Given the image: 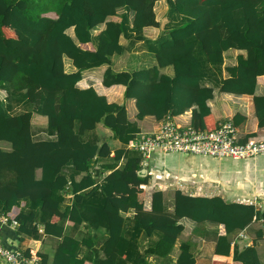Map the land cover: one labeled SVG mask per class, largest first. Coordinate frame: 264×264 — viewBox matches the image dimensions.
I'll return each instance as SVG.
<instances>
[{
  "label": "trees",
  "instance_id": "16d2710c",
  "mask_svg": "<svg viewBox=\"0 0 264 264\" xmlns=\"http://www.w3.org/2000/svg\"><path fill=\"white\" fill-rule=\"evenodd\" d=\"M155 1L0 0V90L6 94L0 98V142L8 145L0 147V214L16 223L18 237L57 239L50 261L41 256L42 264H149V256L169 264L183 217L215 225L210 264H261L255 245L263 234L264 207L175 189L168 209L162 191L146 189L148 174H138L140 156L124 147L138 128L123 104L108 102L91 86H76L83 70L105 65L101 84L123 86L137 119L162 121L189 110V125L209 131L217 122L207 105L212 87L202 81L219 73L225 50L240 49L245 56H236L225 67L227 77L215 82L220 92L251 95L256 125L264 126V88L254 95L257 78L264 76V0H164L167 22L149 40L143 29L158 27ZM137 41L154 63L112 70L110 57ZM63 57L74 71L64 70ZM164 67L172 74L161 72ZM32 113L45 116L47 138L33 139ZM239 117L234 114L232 123ZM96 123L122 147L111 151L105 142L83 140ZM247 139L264 135L247 133L239 142ZM252 223L261 226L255 237L233 238ZM67 227L86 234L75 237ZM140 237L147 239L142 247ZM172 264H194L188 241H180Z\"/></svg>",
  "mask_w": 264,
  "mask_h": 264
},
{
  "label": "crops",
  "instance_id": "0c3cea01",
  "mask_svg": "<svg viewBox=\"0 0 264 264\" xmlns=\"http://www.w3.org/2000/svg\"><path fill=\"white\" fill-rule=\"evenodd\" d=\"M155 7L159 8L161 12L160 16H156ZM166 9L167 6L164 0H157L154 2L153 12L155 20L158 22V27H146L143 29V35L149 40L155 39L164 30V25L167 22L165 17ZM102 28V24L96 26L91 30V34L95 35ZM68 31H72L71 27L66 29V33L70 35V37H73ZM119 42L123 45L127 44V41L122 37L119 38ZM127 46L128 47L121 54L110 57L109 66L112 70L130 71L139 67L150 66L154 63L151 53L147 51L146 46L142 41H137L132 44H128ZM238 55L244 57L245 51L232 48L225 50L222 53V63L220 65L219 73L215 76L205 77L203 79V84L212 87V97L207 100V105L214 121L217 123L224 120H229L232 123V116L234 114H239L241 118H238V123H232L235 127L236 133L239 136L242 137L247 133L253 132L258 135H264V126L262 128H258L256 125V118L254 117L252 111L251 95H237L233 93L220 92L215 82V79L219 80L220 78L227 77L225 67L234 65L236 56ZM63 67L66 72L74 71V67L71 65L70 60L67 57H63ZM104 69L105 65H101L96 68L83 70L81 72V78L76 82V86L79 88L91 86L98 94L103 95L108 102L123 104L126 117L129 121L136 123L138 128L137 132H149L154 130L159 121L155 120L149 115L137 119L135 116L136 109L134 106V100L131 98L124 99L122 97L123 86L114 84L105 87L101 84V75ZM160 71L168 75L172 74L170 67H164ZM263 88L264 76H259L254 87V95H261L263 93ZM172 118L177 122L189 124L190 111L186 110L179 115L173 116ZM33 119H38L39 121L37 122L36 126L32 125ZM45 124V116L32 113L30 120V132L33 139H44L49 136L46 133ZM43 125L45 128V137H39L38 135L42 134L40 131L43 129ZM81 138L83 140L95 141L97 145L105 142L111 151L122 147V145L116 139L111 137L110 131L103 127L101 123H96L94 128L83 133ZM1 144L6 143L0 142V145ZM160 154L162 153L155 152L151 154L148 158V162H146L147 164L144 167V175L148 174L149 184H151L149 186L164 191L165 189H169L171 187L177 188L179 185L184 187H188L187 185H192L198 188V191L205 190L207 192L209 191V188L207 187L208 185H206V182L210 181L213 185L211 187L212 189H222V193L227 196V201L243 203L244 200L252 198L256 200L258 206H261V208L264 207V165L263 167H257L255 162L259 155L257 157L255 156L254 158L238 160L242 162L243 167L241 169H232L227 166H220L214 167L208 171L202 169V175H196L194 171L190 170L189 174L182 171L185 174L177 176L175 171L171 168L164 169L163 167L157 166V162H160ZM170 155L171 154H168L167 156ZM188 158H191L192 160L195 159L194 156ZM199 170L200 168L198 167L195 169V171ZM63 172L68 175L69 168L66 167ZM36 174L38 175V171H36ZM78 177L79 175L75 176V178ZM217 185H220V187ZM199 196L207 195L199 193ZM66 201L69 202V199ZM166 207L168 208L169 206L166 204ZM131 214L132 211H128L123 214L125 221L127 222L126 224L130 223ZM179 222L182 225V231L177 240L174 242L168 257L174 262L178 253V245L180 241L186 240L191 244V252L194 258V264H210L214 246L213 239L216 230L215 225L208 222L196 224L185 217L181 218ZM15 227V225L10 223L0 224V237L2 239V243L8 247L11 246L12 248L23 250L24 252L30 249L31 252H36L39 257L45 256L47 262H49L57 239L43 235L38 239H31L23 236L18 237L15 233ZM250 227L251 225L235 233L233 238L238 237L247 240L251 239L253 236L250 233ZM77 229L79 228H76L75 230ZM99 239L100 238L97 239V242L100 241ZM154 239H156V236L152 237V240ZM260 241L256 242L255 248L261 264H264V244H262ZM146 242L147 239L143 238L142 243ZM82 253L83 248L80 247L78 256H80ZM147 261L149 264H164L165 259L149 256ZM0 264L3 263L0 261Z\"/></svg>",
  "mask_w": 264,
  "mask_h": 264
},
{
  "label": "built area",
  "instance_id": "2783aa9c",
  "mask_svg": "<svg viewBox=\"0 0 264 264\" xmlns=\"http://www.w3.org/2000/svg\"><path fill=\"white\" fill-rule=\"evenodd\" d=\"M240 138L229 120L220 121L213 130L207 131L194 129L189 124L177 122L168 116L159 121L154 130L135 133L124 147L140 156L143 167L147 164L146 160L155 152L229 158L233 161L264 154V140L247 139L241 143ZM0 224H9L1 214ZM10 224L16 226L15 222ZM0 261L3 264H42L36 252L30 250L26 255L23 250L4 245L1 237Z\"/></svg>",
  "mask_w": 264,
  "mask_h": 264
},
{
  "label": "rangeland",
  "instance_id": "374dc122",
  "mask_svg": "<svg viewBox=\"0 0 264 264\" xmlns=\"http://www.w3.org/2000/svg\"><path fill=\"white\" fill-rule=\"evenodd\" d=\"M155 13H156V16H160L161 12H160L159 8L155 7ZM48 16H52V13H49ZM125 40L128 42L127 39H125ZM5 96H6L5 92L3 90L2 91L0 90V98L3 100V99H5ZM37 122H39L38 119H33L32 120V125L36 126ZM42 128L43 129L40 131V132H42V134H39L38 135L39 137H45L44 125H43ZM0 146L2 148H4V149L6 147H8L7 144H1ZM169 154H171V155L167 156L168 154L167 155L166 154L165 155L160 154V162H157V166L163 167L164 169L171 168L172 170L175 171V174L177 176L185 174L183 172H186L187 174H189L190 170L194 171L196 175H202L203 174L201 172L202 169H204L205 171H208V170H210V169H212L214 167H220V166H227V167H230L232 169H235V168L241 169L243 167L241 161H233V160H231L229 158H220V159H216L215 158V159H212L210 157H202V156L194 155L195 159L192 160L191 158H188V157H193L191 155H185V154H181V153H169ZM106 160H108V159H106ZM146 162H148V160H146ZM255 162H256L257 167H263V165H264V154H260L256 158ZM120 163H121V161H119V164ZM197 167L200 168L199 171H195V169ZM149 185H151V184H149V180H148V187H146L148 192H150L152 190H156L155 188H153L152 186H149ZM206 185H208L207 187L209 188V191H207V192L205 190L204 191H202V190L198 191L199 189L196 188L195 186H192V185H187L188 187H184V186L179 185V186H177V188L171 187L169 189H165L164 191H162L163 195H164V199H165V204H167L169 206L168 209H170L172 192H173V190L178 189V188H179L178 190H180V191H182L184 193H189L191 195H196V194L199 195V193L200 194H206L207 196L218 195V196H220V197H222L223 199L226 200L227 196L222 193V189L221 190L219 188L212 189L211 187L213 185L211 184L210 181H207ZM217 186L220 187V185H217ZM247 200H244L243 203H252L257 208H261V206H258V203L256 202V200H254L252 198L251 199L249 198ZM260 227L261 226L259 225V223H252V225L250 227L251 228V231H250L251 235L255 237L254 231L256 230V228H260ZM261 228H262V233L263 234H262V237L259 238L258 241H260V239H261L260 242L262 244H264V226L261 227ZM66 232L69 233V234H72L73 236L78 237V238L81 237V236H84L86 234L85 229L82 228V227H79V229H77V230H74L72 228L67 227L66 228ZM142 242H143V238L140 237L139 240H138V243H139L140 247H142V245L145 244V243H142ZM172 262L173 261L171 260V258H169L168 263L172 264Z\"/></svg>",
  "mask_w": 264,
  "mask_h": 264
},
{
  "label": "water",
  "instance_id": "95a60500",
  "mask_svg": "<svg viewBox=\"0 0 264 264\" xmlns=\"http://www.w3.org/2000/svg\"><path fill=\"white\" fill-rule=\"evenodd\" d=\"M144 173H145V169H144V167L141 168V169L138 171V174H139L140 176H144Z\"/></svg>",
  "mask_w": 264,
  "mask_h": 264
}]
</instances>
